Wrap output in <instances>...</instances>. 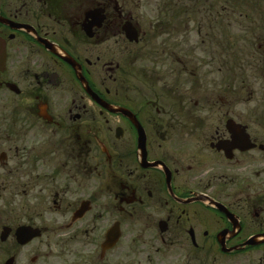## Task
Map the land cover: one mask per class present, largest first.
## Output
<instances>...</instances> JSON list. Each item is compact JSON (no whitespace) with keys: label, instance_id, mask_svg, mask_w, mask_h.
Returning a JSON list of instances; mask_svg holds the SVG:
<instances>
[{"label":"flooded vegetation","instance_id":"af4514ba","mask_svg":"<svg viewBox=\"0 0 264 264\" xmlns=\"http://www.w3.org/2000/svg\"><path fill=\"white\" fill-rule=\"evenodd\" d=\"M126 4L0 0V264H264V106Z\"/></svg>","mask_w":264,"mask_h":264},{"label":"rangeland","instance_id":"374dc122","mask_svg":"<svg viewBox=\"0 0 264 264\" xmlns=\"http://www.w3.org/2000/svg\"><path fill=\"white\" fill-rule=\"evenodd\" d=\"M220 1L206 0V4L211 8L213 14L207 16V8L206 6H202L203 8H198L196 15L189 13L183 19L186 21L180 26L177 23L178 15L176 13L173 14L169 10H163L160 18L161 23L157 27L156 18L158 14L156 7L159 5L164 6L163 0H120L123 5L127 3L126 7L137 8V11L141 13V25L143 30L147 32L144 44H148L149 41L148 45H150L147 47L148 51L145 54H165L170 43L174 44L177 50L182 51L183 38H187V44L191 45L190 57L192 60L196 59L190 65V70H196V72L192 73L191 81H197L196 83H199L208 95L215 93V86L209 87V82L213 78L211 74L219 68L217 60L220 59L221 69L224 75L226 76L231 73L232 68L237 67L239 87H242L243 82L245 85L250 86L253 92L251 102L255 107L258 105L264 106V68L258 59L264 54V49L259 44L261 41L260 31L257 29L254 30L253 24L249 25L251 17L248 18L249 21L244 18L239 19L237 16V18L232 17V11H229L230 9L224 10L222 0ZM222 10L224 11L220 15ZM262 11H264V6L262 7ZM206 16L212 21L218 20L214 23L215 36L209 40L212 42V45L210 43L201 45V35L206 39L203 34L207 32V23L204 21ZM152 24L154 25L152 26ZM171 24L177 27L176 35L173 36L172 40L167 27ZM247 27L252 29L247 31ZM200 29H202V34H198ZM184 30L188 31V36L182 32ZM216 46H218L219 58L216 54L210 55L208 51L209 49H216ZM196 91L197 89L195 87L194 91L192 89L191 92L194 93ZM248 97V93L241 96L244 101ZM240 102L242 103V100Z\"/></svg>","mask_w":264,"mask_h":264},{"label":"trees","instance_id":"16d2710c","mask_svg":"<svg viewBox=\"0 0 264 264\" xmlns=\"http://www.w3.org/2000/svg\"><path fill=\"white\" fill-rule=\"evenodd\" d=\"M214 1L217 2L220 0H214ZM163 2H164L163 3L164 6L159 5L157 7L174 8L175 9L174 13L178 15L177 23L179 26L186 21L183 19L189 13H192V15H196L198 8H201L202 6L203 7L206 6L207 16L213 14V12H211V8H209V6L206 4V0H163ZM263 6H264V0H222V7L224 8V10L230 9L229 11H232L233 14L232 17L235 18L238 17L239 19L244 18L247 19L248 21H249L248 18L251 17L249 25L253 24L254 26L253 29L254 30L257 29L260 31L261 39L264 38V11H262ZM224 10L221 11L220 15H222ZM207 16L204 18L205 23H207L206 30L208 33H212V35L210 36L212 38L215 36L214 23L217 22L218 20L212 21L211 19L207 18ZM160 18L158 20L157 26H159L161 23ZM251 29L252 28L247 27V31L248 30L250 31Z\"/></svg>","mask_w":264,"mask_h":264},{"label":"water","instance_id":"95a60500","mask_svg":"<svg viewBox=\"0 0 264 264\" xmlns=\"http://www.w3.org/2000/svg\"><path fill=\"white\" fill-rule=\"evenodd\" d=\"M130 39H131V40H132V39H134L135 41H137V40H138V38H137V37L130 38ZM64 59H65V60H67V61H69V63H71L72 65H75V64H74V63L71 61V59H69V58H64ZM95 99H96V101H97V102H99V100L97 99V97H95ZM250 244H252V245H253V244H254V242H253V241H251V242H250Z\"/></svg>","mask_w":264,"mask_h":264}]
</instances>
